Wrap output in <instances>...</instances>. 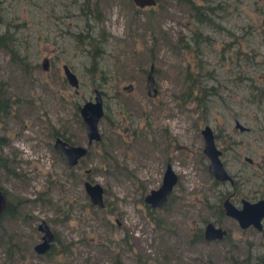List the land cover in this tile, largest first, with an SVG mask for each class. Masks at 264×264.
<instances>
[{
  "label": "rangeland",
  "instance_id": "rangeland-1",
  "mask_svg": "<svg viewBox=\"0 0 264 264\" xmlns=\"http://www.w3.org/2000/svg\"><path fill=\"white\" fill-rule=\"evenodd\" d=\"M94 1L0 0V30L14 35L18 53L0 46V89L8 96L0 112V186L16 208L0 217V264H237L247 253L233 246L231 233L190 237L201 218L212 217L206 202L216 200L215 189L230 190L211 183L200 127L212 128L225 168L242 183L239 192L250 191L248 182L262 188L264 0H96L97 13ZM190 2L213 10L205 8L198 21ZM195 25L207 37L199 49ZM86 28L101 32L95 49L74 36ZM93 53L103 77L88 70ZM198 56L210 87L191 97L182 93L185 69H194ZM93 86L102 99L100 137L86 143L77 105ZM53 131L86 152L66 163ZM166 162L177 177L165 207L154 211L162 218L157 227L143 194L159 184ZM84 178L101 184L103 207L89 200ZM41 218L55 235L47 253L33 248Z\"/></svg>",
  "mask_w": 264,
  "mask_h": 264
},
{
  "label": "water",
  "instance_id": "water-1",
  "mask_svg": "<svg viewBox=\"0 0 264 264\" xmlns=\"http://www.w3.org/2000/svg\"><path fill=\"white\" fill-rule=\"evenodd\" d=\"M135 4L143 5V4H152L155 0H132ZM63 74L65 79L72 84L73 86L77 85V77L75 73L70 69V67L62 62L61 64ZM154 79L152 73V64L150 63L147 71L145 73V85L147 88V92H153L155 90L154 87ZM124 88H129L130 84H124ZM264 95V92H263ZM264 99V98H263ZM102 99L99 89L96 86L92 87V96L90 98H85L78 104V113L80 114L84 131L86 135V143L90 142L92 139H98L100 137L99 130L97 128V121L100 115L102 114ZM236 124H239L240 127L242 125L236 121ZM200 133L203 138V148L202 150L206 153L208 157L207 167L208 170L212 173L215 178H230V175L223 167L220 158L218 157L219 149L214 145L213 135L210 126L207 123H204L200 127ZM53 146L61 152L63 159L66 163L72 164L77 161V159L86 152V145L83 143H75L68 142L60 135H55L53 137ZM177 177L176 172L172 169L169 162L166 163L160 182L155 187H150L147 192L143 194V199L149 202L151 205H159L166 199V195L171 190L173 183L175 182ZM83 187L88 194V198L91 202L100 205L102 203V186L97 181H90L87 178H84ZM5 196L0 189V211L5 203ZM245 205H243V209L236 210L229 204L225 205V210L227 213L232 215H236L241 217V214L248 215L250 214V210L248 211L249 206H253L255 204H259L261 206V213L264 212V197L257 199L254 202L245 201ZM241 214H240V213ZM36 227L41 231L40 238L33 244V248L36 251H42L48 245L49 240L53 236V232L45 222L44 219H39L36 223ZM205 230L210 231L207 232V236L216 235L220 236L224 229L221 226L212 225L211 222L205 223Z\"/></svg>",
  "mask_w": 264,
  "mask_h": 264
},
{
  "label": "flooded vegetation",
  "instance_id": "flooded-vegetation-1",
  "mask_svg": "<svg viewBox=\"0 0 264 264\" xmlns=\"http://www.w3.org/2000/svg\"><path fill=\"white\" fill-rule=\"evenodd\" d=\"M263 98H264V95H263ZM236 121L237 120H235V123H234L235 126H237L239 129H246L245 125L241 124L242 127H240L239 124H236ZM211 131H212V128H211ZM55 135H59V134H55ZM212 135H213L214 145L219 149L218 157L220 158L221 163H222L223 167L225 168V166L222 162V159L220 157L221 149H220V147H218L216 145V143L214 141V132L213 131H212ZM64 139H66V138H64ZM67 139H68V137H67ZM202 141H203V138H202ZM68 142H70V141H68ZM203 144H204V142L202 143L201 150L203 148ZM202 152L204 153V155L207 158L206 168L208 170V167H207L208 157L203 150H202ZM244 158L248 163L251 161L250 156L245 155ZM166 163H165V165H166ZM165 165H164V167H165ZM225 170L227 171L226 168H225ZM210 174L212 175L211 172H210ZM228 174L230 175V178H222V179L215 178L212 175L213 179H212L211 183L213 186L215 184V186L217 188L218 184L228 183L230 185V190L229 191L228 190L222 191L219 188V192H218L217 189H215V191H216L215 199L216 200H213L212 202H210V201L206 202V207L209 208V211H210L209 213L212 217L211 218H205V217L201 218V220L203 221L202 224H196L193 226V228L191 229V232H190V237L192 236L195 240H208V239H216V238L226 237V236H228L229 233H231L233 246H235L236 248H240L239 250L247 253L245 255L246 259L242 263H239L237 261L238 262L237 264H264V212L261 213V211H260L261 206L259 204L249 206V204H248L247 207H248V211L250 210V214L245 215V214H241L239 212L241 214V217L227 213L225 210V205L230 204L233 207V209L240 211L241 209H243V205L246 204L245 201L251 203V202H254L261 197H264V168H263V186H262V188H259L258 186H255L253 183L248 182L247 188H250V191L248 193L243 192V191L239 192V189H240L242 183L238 182L236 177H234L230 172H228ZM0 189L6 198V195L4 193L2 186H0ZM170 191L168 192V194H170ZM168 194L166 195V199L164 200V202H162L159 205H151L149 202H147L143 199L144 204L147 207V212H148V214H149V212H151L149 214V216L151 218H153V221L157 227L163 226V225H161L162 218L160 219L161 216L157 215L154 211L158 207H165L164 203L167 201ZM103 205H104V202L102 199V203L99 206L103 207ZM15 209L16 208H15V206H13V203H11L6 198L5 203H4V205L0 211V216H2L5 213V211H11V210H15ZM222 216L230 217L232 220L231 223L230 224H227L226 222L222 223L221 222ZM208 221L211 222L212 225L221 226L224 229L223 233L220 236H216V235L207 236V232H210V231L205 230V223ZM54 237H55V235L53 232V236L49 240L48 245L46 246L45 249H43L40 252H45V253L49 252L50 248L52 247V241H53ZM256 237H259V240ZM260 237H261V239H260ZM251 253H253V254H251Z\"/></svg>",
  "mask_w": 264,
  "mask_h": 264
},
{
  "label": "trees",
  "instance_id": "trees-1",
  "mask_svg": "<svg viewBox=\"0 0 264 264\" xmlns=\"http://www.w3.org/2000/svg\"><path fill=\"white\" fill-rule=\"evenodd\" d=\"M91 4V8L97 13L98 11V6H97V2L96 0L94 2H90ZM192 4V5H191ZM190 5L193 9V12L198 16V21H204V19L201 18V14L203 13L202 11L206 10L207 11H211L213 10V5L212 4H208L205 2H190ZM87 6V5H86ZM204 7V8H202ZM96 17V14H95ZM209 19V17H208ZM2 17H1V12H0V22H2ZM7 23V21H5ZM87 22V20H86ZM192 33H191V37L193 38V36L195 38H193L195 40H192L193 45L195 43L196 47L199 49V44L201 43V41H203L204 39H206V35L201 33V30L197 27V25H195V28L191 29ZM74 36L76 38H83L86 37L85 40L86 42L89 43V45H91L92 47H94V49L97 47V43H99L100 41H102L103 37L101 35V32L98 33V31L96 33H90V30H87V28L85 29L84 32L82 31H77L76 33H74ZM14 35L8 30V28L5 26L3 29L0 30V46L4 47L11 56H17V50L14 46ZM197 58V57H196ZM198 62L195 63V68H189L186 67L185 69V78L187 79L186 83H185V87L182 90L183 94H187L191 97L196 96V92H205L207 91V89H209L210 85H206L204 82V78H203V74L204 73H208V69L207 68H203L202 63L203 60H201V58L198 56L197 58ZM196 65L197 68H196ZM88 70L90 72H98L101 74V76L103 77L104 73L103 70L101 69L100 65H99V56H96L93 54H91V56H89V66H88ZM7 99L8 96L4 95V93L2 92V90L0 89V112H4L6 111V106H7ZM78 106V105H77ZM54 134L57 133V131H53ZM63 138L67 139L66 135H63ZM69 141V138L67 139ZM71 142V141H70ZM5 159H3L0 156V164L5 165ZM170 194H168L167 196V200L169 199ZM1 217V216H0ZM161 219V217H160ZM9 247L6 248V250L8 251ZM246 259L245 257H242L238 260L239 263H242L244 260Z\"/></svg>",
  "mask_w": 264,
  "mask_h": 264
}]
</instances>
